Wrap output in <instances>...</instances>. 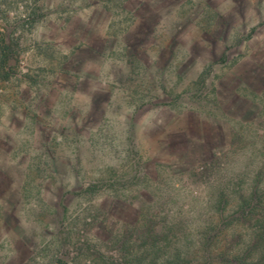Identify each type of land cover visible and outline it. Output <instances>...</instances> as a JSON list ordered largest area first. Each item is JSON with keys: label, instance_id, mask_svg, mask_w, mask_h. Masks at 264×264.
Here are the masks:
<instances>
[{"label": "rangeland", "instance_id": "1", "mask_svg": "<svg viewBox=\"0 0 264 264\" xmlns=\"http://www.w3.org/2000/svg\"><path fill=\"white\" fill-rule=\"evenodd\" d=\"M254 187L264 0H0V264L165 259Z\"/></svg>", "mask_w": 264, "mask_h": 264}, {"label": "trees", "instance_id": "2", "mask_svg": "<svg viewBox=\"0 0 264 264\" xmlns=\"http://www.w3.org/2000/svg\"><path fill=\"white\" fill-rule=\"evenodd\" d=\"M255 190L237 198L236 209H203L197 240L185 234L182 244H166L171 256L134 264H264V196Z\"/></svg>", "mask_w": 264, "mask_h": 264}]
</instances>
